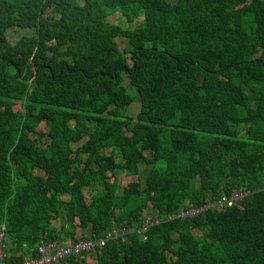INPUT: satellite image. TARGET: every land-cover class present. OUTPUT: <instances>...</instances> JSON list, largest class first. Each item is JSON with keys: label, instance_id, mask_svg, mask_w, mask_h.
I'll use <instances>...</instances> for the list:
<instances>
[{"label": "trees", "instance_id": "16d2710c", "mask_svg": "<svg viewBox=\"0 0 264 264\" xmlns=\"http://www.w3.org/2000/svg\"><path fill=\"white\" fill-rule=\"evenodd\" d=\"M12 27L31 35L11 45ZM142 165L143 186L112 181ZM237 189L249 191L239 204L179 217ZM77 220L84 238L137 229L94 264H264V0H0L8 264L41 240L77 242ZM86 254L64 264H91Z\"/></svg>", "mask_w": 264, "mask_h": 264}, {"label": "rangeland", "instance_id": "374dc122", "mask_svg": "<svg viewBox=\"0 0 264 264\" xmlns=\"http://www.w3.org/2000/svg\"><path fill=\"white\" fill-rule=\"evenodd\" d=\"M109 22L112 23V24H115V25H120L122 27H127L125 24L128 23V21H125L123 18L120 17V15L118 13H115L113 15H111L109 17ZM141 22H143V18L140 17L138 18L136 21H132V23H130V25H132V28L138 24H140ZM28 35H31V33L29 32L28 29H25V30H22V29H17V28H14V29H11L8 33H7V38L8 40L10 41V43L14 44L15 42H17L18 40H20L21 37L23 36H28ZM117 43L119 44V47L121 49H124L126 47H129L130 44L128 43V41L125 39V38H122V37H117L116 39ZM124 84H125V87L127 88L128 92H130L134 97H135V101L134 103L131 105V107L129 108L128 110V117L131 118V123H135L136 122V119H137V115L139 114L140 112V103H139V99H138V95L137 93L133 90L132 86H130L129 84V80L126 76H124ZM14 111L18 110V109H21V106L18 104L14 105L13 108H12ZM36 136H35V139H37L38 141H40V145L41 146H47L49 144V138L48 137H43L41 140L38 139L39 137V133H46L47 131V128L45 126L44 123H41L40 125H38L36 128ZM128 133H130L129 130H127ZM79 145H81L80 142H76L74 143V147H78ZM150 154V152L148 151V155ZM145 166L142 165V169H140V172L138 174H131V175H128L127 173H125V171H119L117 173V178L115 177H112V181L113 180H117V184L118 185H128L130 184L132 181H139L141 183V186L144 185V174H145ZM235 193V192H233ZM87 195V199L89 202H91L94 197V194L93 193H86ZM150 212V211H149ZM152 217V214H148V218ZM55 225L58 227V228H62L64 226H66V223H64V221H61V222H55ZM75 234L77 236V239L78 240H81L84 238L83 236V230L80 226V221L77 220L76 222V230H75ZM194 234H196L197 236H201L202 235V232L195 229L194 230ZM91 264H94V261H91Z\"/></svg>", "mask_w": 264, "mask_h": 264}, {"label": "built area", "instance_id": "2783aa9c", "mask_svg": "<svg viewBox=\"0 0 264 264\" xmlns=\"http://www.w3.org/2000/svg\"><path fill=\"white\" fill-rule=\"evenodd\" d=\"M230 201H239L241 196H234L229 198ZM227 198H221L214 200L212 202H207L203 206H195L191 210L184 212L185 214L182 217H195L197 214H200L206 210L223 207L226 205ZM101 244H105L104 240H100ZM2 241L0 239V257H2ZM95 241H79V242H69V243H50L48 245L41 243L38 247L39 256L36 257H27L24 260V264H62L64 258L70 256H81L84 252L90 251L97 247ZM0 264H4L2 259Z\"/></svg>", "mask_w": 264, "mask_h": 264}, {"label": "clouds", "instance_id": "9594fccd", "mask_svg": "<svg viewBox=\"0 0 264 264\" xmlns=\"http://www.w3.org/2000/svg\"><path fill=\"white\" fill-rule=\"evenodd\" d=\"M142 18H143V21L145 20L144 19V16H141ZM140 18V17H139ZM142 23V22H141ZM140 23V24H141ZM14 28H17V29H22V28H19V27H12V28H10L9 30H8V32L11 30V29H14ZM22 30H25V29H22ZM29 30V32H30V29H28ZM7 32V33H8ZM7 33H6V38H7ZM24 37V36H23ZM22 38V37H21ZM21 38H20V40H21ZM117 39V38H116ZM7 41L10 43V41L8 40V38H7ZM19 41V40H18ZM17 41V42H18ZM17 42H15L14 44H12V43H10L11 45H15ZM129 43V42H128ZM130 83V82H129ZM131 107V106H130ZM141 107V106H140ZM128 113V112H127ZM128 116V115H127ZM137 120V119H136ZM131 133V132H130ZM129 133V134H130ZM150 152V151H149ZM150 154H152V153H150ZM149 154V155H150ZM235 193H231L230 195H224L223 197H221V198H227V199H229V198H231V197H234V196H241V199L239 200V201H234V203L235 204H239V203H241L242 201H243V199H244V197L246 196V195H248L249 194V191H242L241 189H237L236 191H234ZM220 198V199H221ZM230 200L231 199H229L227 202H230ZM214 201V200H213ZM233 202V201H232ZM193 207H195L194 205H192ZM226 206V205H225ZM192 208H190L189 210H191ZM189 210H186V211H184V212H187V211H189ZM184 212H182L180 215H179V217H182V215L183 214H185ZM183 219H186V218H194V217H182ZM149 219V222L148 223H146V224H148L150 227H152V225H156L157 224V220L156 219H153V217H150V218H148ZM153 221V222H152ZM134 232H137V229L135 228V227H127V226H121V227H117V228H113L111 231H106L105 232V234H104V236H102V237H98V238H92V237H87V238H83V239H81V240H78L77 242H79V241H95L96 243H97V247H95V249H93V250H90V251H87V252H84L83 253V255H81V256H70V257H67V258H64L63 260H62V264H64V262H66V260H68L69 258H72V257H81V258H83L84 260H85V258H86V253H91V254H93L92 256H91V261H94L93 259H92V257H94L95 256V253H98V252H101L106 246H107V244L108 243H110V242H112V241H124V240H126L127 238H128V236L131 234V233H134ZM83 236H84V231H83ZM141 237V236H140ZM143 240H147V236L146 235H144L143 237H141ZM0 239H1V241H2V257H0V262H1V260L3 259L4 260V264H8V262H7V258H11V253H14V251H7L6 250V248H5V244H4V234H0ZM100 240H104L105 241V244H101L100 243ZM61 243V244H64V243H69V242H75V241H73V238L72 237H70L69 239H67V240H63V241H54V240H52V241H43V240H41V241H39V244H38V247H39V245L41 244V243H44V244H46V245H48V244H50V243ZM38 247H37V249H36V251L34 252V256H32V255H27V254H25V253H22V259L19 261V262H15V264H24V260L27 258V257H29V258H33V257H36V256H39V253H38Z\"/></svg>", "mask_w": 264, "mask_h": 264}]
</instances>
